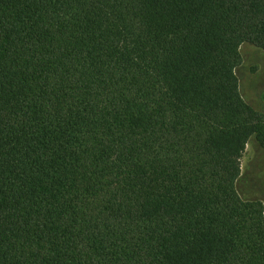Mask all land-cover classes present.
Returning <instances> with one entry per match:
<instances>
[{"label":"trees","instance_id":"trees-1","mask_svg":"<svg viewBox=\"0 0 264 264\" xmlns=\"http://www.w3.org/2000/svg\"><path fill=\"white\" fill-rule=\"evenodd\" d=\"M243 44L264 0H0V264H264Z\"/></svg>","mask_w":264,"mask_h":264},{"label":"rangeland","instance_id":"rangeland-1","mask_svg":"<svg viewBox=\"0 0 264 264\" xmlns=\"http://www.w3.org/2000/svg\"><path fill=\"white\" fill-rule=\"evenodd\" d=\"M241 52L243 63L237 74L242 95L256 110L264 113V51L252 44H243ZM238 189L243 198L264 203V149L255 139L250 141L242 157Z\"/></svg>","mask_w":264,"mask_h":264}]
</instances>
